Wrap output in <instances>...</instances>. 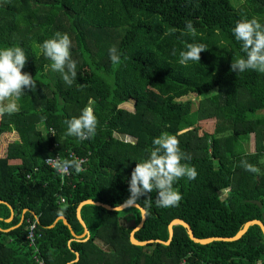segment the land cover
<instances>
[{
    "label": "trees",
    "instance_id": "16d2710c",
    "mask_svg": "<svg viewBox=\"0 0 264 264\" xmlns=\"http://www.w3.org/2000/svg\"><path fill=\"white\" fill-rule=\"evenodd\" d=\"M0 98V264L34 221L46 264H264L258 225L69 227L264 224V0H0Z\"/></svg>",
    "mask_w": 264,
    "mask_h": 264
},
{
    "label": "water",
    "instance_id": "95a60500",
    "mask_svg": "<svg viewBox=\"0 0 264 264\" xmlns=\"http://www.w3.org/2000/svg\"><path fill=\"white\" fill-rule=\"evenodd\" d=\"M134 108H135V102H134ZM86 205H95V206H98V207H103V208H105V209H107L109 211H123V210L131 208V207L139 209L141 211V213H142V221H141L140 225L131 234V242L134 245H137V246H147L148 244H153V243H161V244H164V245H170L172 243V240H173V237H174V227L178 226V225H182L183 227H185L187 229V231H188V234H189V237L191 238V240L194 241L195 243H198V244H201V245H207V244H210V243L215 242V241H225V242L237 241V240L241 239L247 233L249 228L251 226H253V225L260 226V228L262 229V231L264 233V224L261 221L254 220V221L248 222L244 226V228L233 238L198 239V238L195 237V235L193 233V230H192L191 226L188 223H186L185 221H183L181 219H176V220L172 221V223L169 225V240L167 242L154 241V240L146 241V242H139V241H137L135 239V234H136V232L141 230L143 228V226L145 225V222H146V219H147V212H146V210L144 208H142L140 205L134 204V203L125 204V205H122V206H119V207H112L110 205L103 204L101 202H96L94 200H86V201L82 202L79 205L78 210H77L78 219H79L80 223L82 224V226L84 227L85 233L82 236L79 237L72 231V235H73L75 240H86L87 241L91 237L90 231H89L85 221L82 218V208L84 206H86ZM13 219H14V212L12 210V216L7 222H11ZM60 220H63L66 225H69L68 221L64 217H60L58 219V221H60ZM69 227H70V225H69ZM70 229H71V227H70Z\"/></svg>",
    "mask_w": 264,
    "mask_h": 264
},
{
    "label": "built area",
    "instance_id": "2783aa9c",
    "mask_svg": "<svg viewBox=\"0 0 264 264\" xmlns=\"http://www.w3.org/2000/svg\"><path fill=\"white\" fill-rule=\"evenodd\" d=\"M52 135L55 134L54 131H51ZM70 159H75L77 164V170H81L83 164L86 162L85 158H78L74 153L70 155ZM45 163L52 169L56 170L62 178L66 175H70L71 169L68 165L63 164L62 158L60 156L49 157L45 160ZM62 202H65L62 199ZM28 241L29 248L33 249V258L37 264H46L45 260L41 257L40 249L38 247V240L42 238V234L38 233V221L31 222L28 227ZM186 264V262H183Z\"/></svg>",
    "mask_w": 264,
    "mask_h": 264
},
{
    "label": "rangeland",
    "instance_id": "374dc122",
    "mask_svg": "<svg viewBox=\"0 0 264 264\" xmlns=\"http://www.w3.org/2000/svg\"><path fill=\"white\" fill-rule=\"evenodd\" d=\"M190 99H192L193 103H194V108H198L199 105H200V101H201V98H196V96H191ZM17 103L15 100L13 99H2L0 98V112H2L3 110H7V109H17ZM122 108L124 109H127L128 111H131L133 112L134 111V101H129L125 104H123L121 106ZM215 120H209V122H205V125H204V129L203 127H201V135L203 133H210V134H213L214 133V129H215ZM213 122V123H212ZM122 139H125V142L127 143H134L135 142V139H133V137H130V136H126V137H123ZM243 143V142H242ZM248 149H245L244 151L246 152ZM133 223V222H132Z\"/></svg>",
    "mask_w": 264,
    "mask_h": 264
},
{
    "label": "crops",
    "instance_id": "0c3cea01",
    "mask_svg": "<svg viewBox=\"0 0 264 264\" xmlns=\"http://www.w3.org/2000/svg\"><path fill=\"white\" fill-rule=\"evenodd\" d=\"M221 195H222V196H228V195H229V190H226V191L222 192ZM62 221H63V220H62ZM63 222H64V221H63ZM64 223H65V222H64ZM70 227H71V226H70ZM71 229H72V227H71ZM72 231H73V230H71V232H72ZM73 232H74V231H73ZM74 233H75V232H74ZM84 233H85V229H84ZM84 233H83V234H84ZM75 234H76V233H75ZM83 234H82V235H83ZM76 235H77V234H76ZM82 235H77V236L80 237V236H82ZM73 239H74V237H73ZM78 241L86 242V240H78ZM87 241H88V240H87ZM79 258H80L79 255H76V259L74 260V262H77V261L79 260ZM72 263H73V262H69V263H67V264H72Z\"/></svg>",
    "mask_w": 264,
    "mask_h": 264
}]
</instances>
